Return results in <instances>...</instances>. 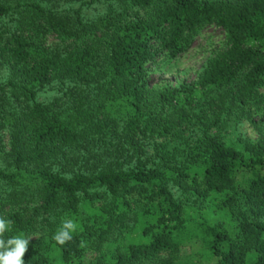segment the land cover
<instances>
[{
  "label": "trees",
  "instance_id": "1",
  "mask_svg": "<svg viewBox=\"0 0 264 264\" xmlns=\"http://www.w3.org/2000/svg\"><path fill=\"white\" fill-rule=\"evenodd\" d=\"M210 24L224 39L197 77L154 86L152 65ZM243 119L258 136L239 149L221 131ZM262 121L264 0H0V216L5 239L40 232L25 264L54 248L65 261L92 248L87 264H264ZM211 193L233 225L186 220L185 202ZM82 200L101 212L57 244ZM139 211L156 215L146 239L106 247ZM189 239L202 249L179 260Z\"/></svg>",
  "mask_w": 264,
  "mask_h": 264
},
{
  "label": "rangeland",
  "instance_id": "2",
  "mask_svg": "<svg viewBox=\"0 0 264 264\" xmlns=\"http://www.w3.org/2000/svg\"><path fill=\"white\" fill-rule=\"evenodd\" d=\"M101 9L98 3H93L89 7L84 8L87 15H95ZM224 39V31L216 24H210L199 31L195 36L192 44L174 58H164L152 65L155 73L152 77L154 86H163L165 84L176 85L181 81H190L197 77L198 71L201 68L206 56L210 51L221 45ZM58 94L56 87L53 84L45 86L37 92L38 100H48ZM264 122V121H262ZM223 139L239 149H243L245 141L255 140L258 136L257 128L249 120H240L234 126L227 127L221 131ZM4 140L6 136L4 135ZM249 173V172H247ZM242 178V174H238ZM179 194V192H178ZM221 195L219 193H211L200 201L185 202V218L188 222H193L199 218H207L211 222H222L225 225H233L234 221L228 211L219 207ZM100 200H82L78 205V210L63 220L70 219L77 224V228H82L85 223L93 222L94 215L101 212ZM154 213H143L139 211L135 222L130 223V228L122 231L119 235L113 236L105 242L106 247L115 245H124L132 240H144L146 236L142 234V229L145 225L155 220ZM40 232H20L17 235L23 234L25 238L34 239ZM202 249V244L198 239H189L182 243L179 249V260L188 258L196 259L198 255L196 251ZM96 254L92 248H87L84 252L72 261H65L61 258L57 249L48 251V256L51 264H87ZM210 261H203L202 264H210Z\"/></svg>",
  "mask_w": 264,
  "mask_h": 264
},
{
  "label": "clouds",
  "instance_id": "3",
  "mask_svg": "<svg viewBox=\"0 0 264 264\" xmlns=\"http://www.w3.org/2000/svg\"><path fill=\"white\" fill-rule=\"evenodd\" d=\"M12 224V220L0 216V264H25L24 256L28 250L30 238L20 234L5 239L4 234L11 231ZM76 229L77 224L73 220H63L52 239L57 244L64 245L73 239L72 233Z\"/></svg>",
  "mask_w": 264,
  "mask_h": 264
}]
</instances>
